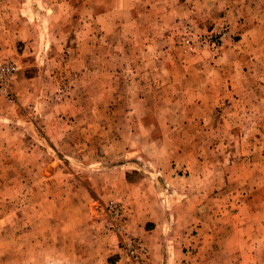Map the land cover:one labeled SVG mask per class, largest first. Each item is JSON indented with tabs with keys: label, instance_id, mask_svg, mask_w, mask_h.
<instances>
[{
	"label": "rangeland",
	"instance_id": "rangeland-1",
	"mask_svg": "<svg viewBox=\"0 0 264 264\" xmlns=\"http://www.w3.org/2000/svg\"><path fill=\"white\" fill-rule=\"evenodd\" d=\"M0 63L16 67L0 87V264H57L62 183L98 199L103 168L165 191L164 171L191 177L180 246L200 264H264V0H0ZM110 204L152 264L113 199L102 228L125 264Z\"/></svg>",
	"mask_w": 264,
	"mask_h": 264
},
{
	"label": "crops",
	"instance_id": "crops-1",
	"mask_svg": "<svg viewBox=\"0 0 264 264\" xmlns=\"http://www.w3.org/2000/svg\"><path fill=\"white\" fill-rule=\"evenodd\" d=\"M58 171L62 173L65 169ZM114 172L113 169L103 168L94 173L104 182L92 183L89 186L91 190L87 191H93L98 199H92L91 195L87 198L78 182L62 183L66 188L62 191L64 197L60 199L65 200L57 203L59 208L56 210V225L60 228L55 238L59 251L57 264H125L116 238L102 228V206L113 199L123 201L130 209V228L151 248L152 264H155L153 257L157 255V247L162 246V243L159 245V235L164 229L175 231V246L170 249L168 264H200L196 260L199 254L193 257L189 251L184 250L187 246L181 247L178 241L188 240L186 232L192 225L195 211L193 202L198 201L189 186L191 177L181 180L175 171H164L163 175L169 183V186L168 183L166 185L173 187L165 191L161 188L153 189L151 185L146 188L145 183L150 182L148 179L139 188L134 185L136 183L114 180L110 177ZM183 183L188 187L180 193L176 188L180 184L183 187ZM200 201L202 204L203 200ZM170 239H173L171 235Z\"/></svg>",
	"mask_w": 264,
	"mask_h": 264
},
{
	"label": "built area",
	"instance_id": "built-area-1",
	"mask_svg": "<svg viewBox=\"0 0 264 264\" xmlns=\"http://www.w3.org/2000/svg\"><path fill=\"white\" fill-rule=\"evenodd\" d=\"M215 46V44H214ZM16 67L13 64H2L0 63V87L5 89L7 87L8 80L15 74ZM110 212L113 215L111 221L108 223L109 229L113 234L119 236L120 244L129 258V264H141L143 259V253L146 252L144 244L131 238L130 235L126 234L124 224L117 223L118 219L121 218L123 209L114 204L109 206Z\"/></svg>",
	"mask_w": 264,
	"mask_h": 264
}]
</instances>
